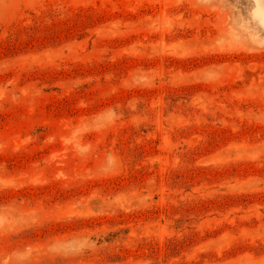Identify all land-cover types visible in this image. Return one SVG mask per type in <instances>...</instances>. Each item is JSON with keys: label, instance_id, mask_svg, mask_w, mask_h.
Wrapping results in <instances>:
<instances>
[{"label": "rangeland", "instance_id": "1", "mask_svg": "<svg viewBox=\"0 0 264 264\" xmlns=\"http://www.w3.org/2000/svg\"><path fill=\"white\" fill-rule=\"evenodd\" d=\"M0 0V264H264V7Z\"/></svg>", "mask_w": 264, "mask_h": 264}, {"label": "clouds", "instance_id": "2", "mask_svg": "<svg viewBox=\"0 0 264 264\" xmlns=\"http://www.w3.org/2000/svg\"><path fill=\"white\" fill-rule=\"evenodd\" d=\"M202 3H211L212 0H200ZM220 6L229 11H234L239 8L242 3H248L253 5V11H255L257 5L264 7V0H219ZM260 24V29L250 28V33L246 35L245 43L255 49H264V14L255 16L254 18Z\"/></svg>", "mask_w": 264, "mask_h": 264}]
</instances>
